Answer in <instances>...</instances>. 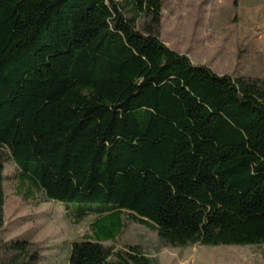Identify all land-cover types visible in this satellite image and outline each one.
<instances>
[{
    "label": "trees",
    "instance_id": "trees-1",
    "mask_svg": "<svg viewBox=\"0 0 264 264\" xmlns=\"http://www.w3.org/2000/svg\"><path fill=\"white\" fill-rule=\"evenodd\" d=\"M162 9L0 0V234L9 152L48 201L81 207L75 221L97 217L69 264H119L102 243L118 238L125 211L166 246L264 245V80L173 51ZM4 249V264L39 263L28 240ZM133 251L134 264L156 263Z\"/></svg>",
    "mask_w": 264,
    "mask_h": 264
},
{
    "label": "rangeland",
    "instance_id": "rangeland-1",
    "mask_svg": "<svg viewBox=\"0 0 264 264\" xmlns=\"http://www.w3.org/2000/svg\"><path fill=\"white\" fill-rule=\"evenodd\" d=\"M161 40L173 51L191 55L218 75L264 80V0H162ZM150 22L140 18L143 31ZM4 219L0 234V264L10 261L4 245L28 240L38 264H69L74 242L94 240L97 217L75 221L76 203L48 201L5 152ZM84 208V206L82 207ZM72 216V217H71ZM74 217V218H73ZM123 213V228L115 241L102 244L111 249L112 263L134 264L129 255H143L155 264H264L263 246L194 245L166 246L157 232L140 225Z\"/></svg>",
    "mask_w": 264,
    "mask_h": 264
},
{
    "label": "crops",
    "instance_id": "crops-1",
    "mask_svg": "<svg viewBox=\"0 0 264 264\" xmlns=\"http://www.w3.org/2000/svg\"><path fill=\"white\" fill-rule=\"evenodd\" d=\"M186 55H188V54H186ZM188 56L191 59V61L193 62V64H195V65H203V64H201L202 62H195L194 59H193V57L191 55H188Z\"/></svg>",
    "mask_w": 264,
    "mask_h": 264
}]
</instances>
